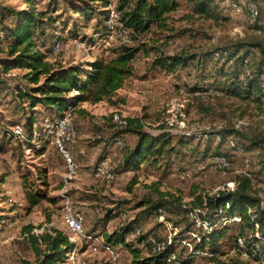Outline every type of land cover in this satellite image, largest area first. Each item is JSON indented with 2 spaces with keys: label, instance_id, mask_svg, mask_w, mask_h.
I'll list each match as a JSON object with an SVG mask.
<instances>
[{
  "label": "rangeland",
  "instance_id": "rangeland-1",
  "mask_svg": "<svg viewBox=\"0 0 264 264\" xmlns=\"http://www.w3.org/2000/svg\"><path fill=\"white\" fill-rule=\"evenodd\" d=\"M116 1L109 0V10L115 9ZM232 1L240 2L239 12L229 7ZM23 2L0 0L2 7L15 10L26 9ZM53 2L35 0L36 9L47 10L57 22L55 28L46 30V46L53 38H62L60 52H51L49 62L63 66L82 64L84 72L89 70L88 63L114 59L121 46L140 50L130 63L132 75L110 100L77 103L64 111L70 113L75 131L73 139L62 143L73 163V173L55 142L54 129L52 133L45 130L60 116L39 106L30 110L26 101L18 97L20 90L28 88L22 77L24 72L13 69L4 74L0 68V264H40L41 257L35 255L27 241L26 228H31V234L36 236L51 234V228L68 236L75 248L55 264H111L106 254L92 251L67 230L64 198L82 217L84 231L101 237L104 243L107 235L120 228L123 215L124 223L134 220V230L140 233L129 229L125 241L139 251L140 257L147 256L151 243L163 242L173 231L178 236L189 228L175 243V253L180 261L185 260L189 250L184 243L196 244L192 234L200 240L205 228L196 227L186 217L187 212L173 206L160 219L147 210V201L156 202L161 193L171 201L178 199L189 209L198 198L226 191L230 183L235 188L236 180L245 174L249 175L258 198L264 199V146L251 144L253 138L264 139V91L260 99L228 95L226 88L230 82L241 83L236 80V69L211 56L220 51L246 56L256 68L262 58L252 46L264 47V0H214L217 20L191 16L190 5L181 2L169 14L166 30L153 27L137 40L130 39L127 45L121 43V25L111 18L110 11L107 19L108 9L101 4L90 0ZM248 2H254L260 10L255 27L249 24L245 6ZM73 7L91 10L82 15L73 12ZM12 21L13 18H7L4 23L9 25ZM6 46L7 42L0 38V60L6 58ZM174 55L190 60L172 73L158 67L157 61ZM210 90L219 95L210 96ZM69 96H76V92ZM113 116L120 120L141 118L147 134L170 136L171 151L161 159H147L137 169L124 171V158L135 147L137 138L123 133L126 124L117 123ZM29 119L31 127L27 124ZM16 125L23 130L24 146L12 137L11 129ZM233 130L239 135L231 133ZM223 132L222 139L219 134ZM215 156H224L229 162L224 174L211 166L209 160ZM103 170L113 174V178H107ZM29 192L46 197L30 206ZM200 210L201 216H205V211ZM238 220L226 219L220 212L214 227L234 228ZM254 236L260 242L254 253L257 257L263 241L259 233ZM238 246L240 249L235 248L233 241L224 239L214 255L205 247L194 254L191 264H211L212 258L224 263L264 264V259L256 260L247 254L243 239ZM110 247L120 264L132 263V254L126 248Z\"/></svg>",
  "mask_w": 264,
  "mask_h": 264
},
{
  "label": "trees",
  "instance_id": "trees-1",
  "mask_svg": "<svg viewBox=\"0 0 264 264\" xmlns=\"http://www.w3.org/2000/svg\"><path fill=\"white\" fill-rule=\"evenodd\" d=\"M23 1L27 5V8L23 10L2 7L0 4V38L7 42L6 58L0 60V68L4 74L13 69L24 72L22 77L28 88L20 90L18 97L26 101L30 110L39 106L45 110L55 111L60 117L63 115L62 112L73 109L77 103L97 104L104 99L110 100L113 94L123 86L124 81L132 75L130 63L140 47L121 46L114 59L108 62L99 59L88 63L89 70L84 72L82 64L63 66L57 62H49L52 46L55 42H60L62 38L57 36L46 46V30L55 28L57 22L49 16L47 10H37L35 0ZM53 1H55L53 4L56 3V0ZM90 1L99 3L103 8L108 9L106 10L108 19L109 0ZM181 2L190 5L191 16L211 20L218 19V8L214 0H117L114 10L118 15V24L128 33L130 39L135 41L139 36L149 33L153 27L160 31L166 30L169 14L176 11ZM231 3L238 2L232 1ZM72 9L73 12L82 15H86L91 10L89 7H73ZM259 17L260 10L253 27L258 23ZM7 18H13L9 25L4 23ZM239 47L243 48V46ZM252 47L259 50L262 58L256 68H253L246 56H232L227 51L215 52L211 55L219 60H224L236 69V80L242 85L232 81L227 85L226 93L237 99L249 100L254 97L260 99L264 91V77L262 76L264 47L259 44H254ZM145 52H147L146 49ZM189 60L187 57L174 55L166 56L163 61L159 60L156 63L158 67L172 73L174 69L187 65ZM244 62H246V67ZM82 76L84 79L81 78ZM73 91L76 92V96H69ZM125 121L123 133L135 135L137 141L135 147L129 150L124 158V171L137 169L140 164L146 163L147 159H161L165 153L171 151L168 148L171 142L169 135L154 137L147 134L143 131L144 124L141 118H126ZM31 123L32 120L29 119L28 126L31 127ZM231 133L239 135L238 131L233 130ZM219 136L223 139L224 132ZM251 144L254 147L264 146V139L253 138ZM235 185L232 191H221L213 196L198 198L195 206L189 208L203 209L205 216L200 215V218L210 221L211 230L204 231L200 241L193 245V252L185 260L180 261L178 257L181 264H191L194 254L199 253L205 247H209L214 255L215 248L224 239L233 241L237 249H240L238 241L243 239L246 245L245 250L250 257H254L256 260L264 259V199L258 198L249 177H239ZM45 197L39 192L27 194L30 206L38 204ZM166 197L159 193L156 202L147 201L149 207L147 210L153 211L156 217L160 215V212H166L165 210H169V207L172 206L183 209L184 213L189 210L184 208L178 199L172 198L171 201ZM227 205L228 208H226ZM220 212L224 213L225 218L229 220L237 217L239 222L236 227L223 226L215 229L214 220ZM133 221L123 222L124 224L122 223L116 232L107 235L105 243L109 246L126 248L133 257L131 264H172L167 261L168 256L171 252H175V243L179 241L177 239H181L184 233L189 231V228L179 233L176 242L166 246L163 251L153 253V246L157 243L153 242L147 256L140 257L139 251L130 248L125 241V236L130 232L129 229L133 228L134 230L135 228L136 224ZM134 231L137 233L136 229ZM232 231L233 233L229 234ZM50 232L51 234L44 233L36 236L31 234V228H26V233L29 234L27 241L35 255L41 257L40 264H55L64 254L72 252L75 248L68 236L60 230L51 228ZM255 233H259L261 241H263L257 257L254 256V253L256 245L260 242L255 238ZM211 264L238 263H224L212 258Z\"/></svg>",
  "mask_w": 264,
  "mask_h": 264
},
{
  "label": "built area",
  "instance_id": "built-area-1",
  "mask_svg": "<svg viewBox=\"0 0 264 264\" xmlns=\"http://www.w3.org/2000/svg\"><path fill=\"white\" fill-rule=\"evenodd\" d=\"M245 6H246V8L248 10V14H249V24L253 27L256 23L257 18H258L259 10L255 4L250 3V2L245 4ZM229 7L232 8V10L237 11V12H239L241 10L240 2L230 3ZM109 11H110L111 18H113L115 20L118 19V15L114 9L110 8ZM256 33L259 34L260 31L257 30ZM120 39H121V43L123 45H127L130 43L129 35L125 31H123L120 34ZM60 50H61L60 42H55L54 45L52 46V54H57L60 52ZM244 66L246 67V62H244ZM262 76L264 77V68L262 69ZM207 93L210 96H218L219 95L218 92L211 91V90L208 91ZM113 120L116 121L117 123L121 124V125L126 124L125 120H120L119 117H116V116L113 118ZM52 129H54V131H55V142H56L57 146L59 147L60 151L66 157L67 165H68L70 172L73 173L74 172L73 171V163L71 162L69 155L64 150L63 145H62L63 141L73 139L75 137V131H74V128H73V125L71 122L70 113H68V111L64 112L63 115L61 117H59L56 121H54L52 124H48L45 127V130L49 133H52L51 132ZM11 133H12V137L17 142H19L22 146H24L25 136H24V133H23L21 126L16 125V126L12 127ZM209 162L214 169L219 170L223 174L229 168V162L223 156H215V157L211 158L209 160ZM103 174L107 178H113V174H111L107 170H103ZM245 176L249 177L248 174H245ZM233 185L231 183L228 184L227 190L232 191L234 189ZM163 213L164 212H160V215H159L160 219H162ZM200 215H202V212L200 209H197V208L189 209L186 213V217L190 221H192L196 225V227H198V228L204 227L205 231H206V230H208L207 227L210 228V224L207 220H205V219L202 220L200 218ZM63 218H64V223H65L67 230L73 236L79 238L80 240H82L83 242L88 244L89 249H91L92 251H95V252L99 251V252H103L104 254H106L109 257L111 264H120L118 259H117L116 254L114 253V251L112 249V247H110L109 245L104 243L101 237H97L95 234H88L87 232L84 231L83 219L80 216V214L73 209L71 202L69 201L68 198H64V200H63ZM125 221H126V218L123 215L122 216V222H125ZM237 222H239V220ZM209 230H211V228ZM138 233H139V230H137V234ZM176 237H177L176 232L173 231V233L170 234V236H168L167 240H165L163 242L155 243L153 246L152 252L153 253H159V252L163 251L166 246L173 245L176 242ZM192 237L197 241V243L200 241L199 236L192 234ZM184 245H186V247H188L189 254L193 252V246L191 243H184ZM201 254H203V253H201ZM72 259H75V261H77V258H74V256ZM167 261L169 263H172V264H181V262L178 259L177 254L175 252H171L169 254ZM77 264H87V263L84 261H78Z\"/></svg>",
  "mask_w": 264,
  "mask_h": 264
}]
</instances>
